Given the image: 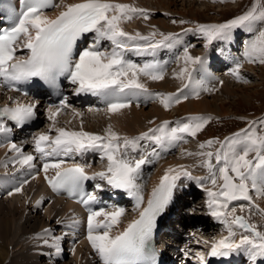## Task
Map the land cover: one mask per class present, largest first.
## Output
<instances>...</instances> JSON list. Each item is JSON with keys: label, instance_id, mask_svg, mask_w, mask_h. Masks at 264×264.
I'll return each instance as SVG.
<instances>
[{"label": "snow or ice", "instance_id": "6c2138e0", "mask_svg": "<svg viewBox=\"0 0 264 264\" xmlns=\"http://www.w3.org/2000/svg\"><path fill=\"white\" fill-rule=\"evenodd\" d=\"M19 4V11L11 5L6 9L11 26L4 28L0 25V87L20 91L19 85L35 78L48 85L60 99L54 110L52 107L49 109L48 130L31 138L36 155L26 154L12 141L7 147L16 154L12 162L21 168L33 170L35 161L39 159L42 162L40 171L44 172V179L52 192H67L70 197L78 198L77 203L83 205L87 212L86 239L100 264H158L150 241L157 227V218L172 202L177 182L182 178L195 180L203 188L207 195L208 215L223 225L227 232L219 239L203 242L209 245V249L206 254L195 253L196 264H210L211 258H227L240 253L247 255L250 264L264 261V231L259 230L249 216L237 214L238 210L244 213L247 208L249 213L254 210L264 217V209L254 203L251 195L255 191L257 196H264V187H261L264 184V119L250 121L247 128L223 140L209 139L200 143L199 152L182 153L199 157L197 167L206 169L207 175L193 176L182 164L170 166L145 202L137 180L144 165L152 163L153 158H160L156 149L167 151L180 142H187L186 136L195 138L212 117L193 115L175 122L165 120L135 137L121 136L111 124L104 129L103 135L85 131L82 119L79 130H71L58 126V117L71 106L69 96L62 92L61 81L71 86L73 96L98 98L105 107L95 111L108 115L119 114L134 102L139 107L141 98L145 103L159 101L168 110L173 104L181 103L182 99H188L190 94L198 97L200 90L212 91L202 80L195 78L197 71H203L204 58L191 55L190 46H183L182 54L176 57L182 66L172 73L174 79L182 82L181 87L174 93L152 92L141 78L149 81L165 79L167 62L156 60V54L161 49L181 45V36L179 33H159L160 38L156 39V31L147 36L125 31L122 27L124 23L139 17L149 19L146 9L116 0H80L77 3L19 0ZM53 8L63 10L54 18L49 17L46 12ZM258 22L264 23V6L256 0L243 14L220 24H198L194 31L203 37L207 49L214 41L231 39L235 29L250 30ZM88 35L92 36V42L81 48L80 42ZM105 41L110 43L109 48L103 47ZM23 50L27 51L26 57H18L16 53ZM128 52L153 59L137 64L127 59ZM244 57L248 63L264 64V29L249 45ZM240 67L237 63L230 72L237 80H243ZM39 104V100L29 103L15 101L12 107L5 105L0 108V133L12 131L5 121L12 122L16 128L35 121ZM73 111L76 116L82 117V113ZM173 123L175 126H172ZM141 141H148L156 147L138 159L130 158V152L137 151ZM213 145H218L214 151H204ZM89 152H98L100 159L107 161L103 170L89 173V165L73 162L71 166H64L66 161L61 159ZM49 169L54 171L53 175L48 174ZM97 180L134 200L138 216L120 231L116 229L121 225L125 209L119 206H111L112 210L96 208L94 205L100 203L97 193L103 190L102 185L96 183L95 190L91 192L85 189L86 181ZM25 183L26 180L22 181L8 195L21 192ZM241 201L247 202V205L239 203L234 206V202ZM56 223L60 225L63 222L57 220ZM78 223L74 220L73 226ZM49 232L50 229H44L38 238ZM60 240L61 237L53 235L51 244L48 240H44V244L53 247L59 255L62 251ZM71 251L75 252V248ZM181 251L185 257L189 256L188 249Z\"/></svg>", "mask_w": 264, "mask_h": 264}, {"label": "bare ground", "instance_id": "6f19581e", "mask_svg": "<svg viewBox=\"0 0 264 264\" xmlns=\"http://www.w3.org/2000/svg\"><path fill=\"white\" fill-rule=\"evenodd\" d=\"M80 1V0H79ZM119 1V3H137L140 7L145 8L142 1L143 0H117ZM256 1V0H255ZM154 5H159L164 7L165 4L167 5V7H171L173 6V4H175L174 1L172 0H155L154 1ZM228 2V0H227ZM185 4V2H183ZM255 3V2H254ZM187 4V3H186ZM194 3L191 2L188 3L189 7L191 6L190 9H188V11H190L191 13H193V15H197V11L193 10L192 12V5ZM204 4V3H203ZM215 8V7H213ZM251 8V6L248 8V10ZM148 9V8H145ZM150 9H153V7ZM209 7H204L203 10H205L206 12L209 10ZM216 10H219L218 8ZM220 10H225V9H220ZM247 10V11H248ZM153 13V12H152ZM151 13V16L153 15ZM143 20H140L139 22H134L131 25H128V29L125 26H122L124 28L125 31L131 32L133 33L134 30H139L140 27L144 28V32H142L143 34L149 32L147 30V28L144 26H142ZM150 23H155L161 26H165V24H163V21H159V23L155 22L154 20H150ZM220 23H224V22H215V24H220ZM162 30H165L164 28L161 27ZM263 29V25L261 24V26H257V24L253 25L252 28L250 30H245V34H244V38L240 39L242 42V59H243V63L247 62V60L244 57V53L245 51L248 49L249 45L252 43L251 40H255L256 36L258 35L259 31ZM157 33L159 35V31L157 30ZM251 36V37H250ZM159 37V36H157ZM201 42L198 41V44H200ZM227 43H230L229 41ZM223 44H226L225 42H223ZM178 48H182L179 47ZM214 48L216 49V52H220L219 53V58L222 59L221 62L225 63V64H229L230 63V69H232L233 67H235V64H231L232 60H234L232 57L225 59V55H224V50L221 49V42L218 43V46L215 45ZM177 50V48H176ZM170 54L168 52L167 49H164V52L166 53L167 57L169 60H174V56L176 55L175 51ZM183 52V49H181ZM178 52V50H177ZM200 51H196V50H192L190 51L191 55L193 56H198ZM182 54V53H181ZM180 54V55H181ZM170 65L168 66L167 70H166V76L164 80H161L159 82H154L152 83V86L154 90H159V91H164V92H176L178 88L181 87L182 82L180 80L174 79L172 76V73L174 71H178L179 67L182 66V62H177V60H175L174 65L171 64V62H169ZM258 63V62H256ZM263 68H264V64H262ZM246 72H252L254 70H258L256 69V67L252 66V65H248L246 68ZM208 70L210 71V74H212V76H215L217 78L216 81L214 82H208L207 84H204L206 87L212 88L214 86H216L217 84L222 82L226 83H221L222 85L219 87V90L222 93V96H233L236 94L237 91H241L242 89H244L243 87L249 85L247 83L244 84H237L235 83L234 78L231 76L230 74V70H228L227 68H223V69H217L216 65H211L210 68H208ZM220 70L223 71V73L221 75H224L223 78H221L215 71ZM219 76V77H218ZM196 80H198V78L195 76ZM199 81V80H198ZM213 81V80H212ZM235 83V84H234ZM252 84V83H250ZM233 85H236V88H233ZM249 87V86H248ZM247 88V87H245ZM240 93V92H239ZM191 95V94H190ZM243 95V94H241ZM192 96V95H191ZM207 96V95H206ZM235 96H238L237 94ZM244 96V95H243ZM188 101H184L183 99L181 100V103L176 104V108L175 110L169 115V113H165V110L161 109L160 106L156 105L155 103L150 104L152 110L149 114H143L146 113L144 112V109H130L128 110H123V112L121 114H119L118 116H112L110 117L111 121L110 124L120 133L121 136H123L124 134H135V133H139L141 131L144 130V127L147 125V123L151 120V119H155L157 118V122H163L165 120H169L173 115H178V116H183L186 114L189 115H226V111H224L222 105V103H220L218 105V108L216 107L215 109H212V105H217L216 103L219 102L218 98H213L212 101L208 100L205 96L202 95V90H200L199 92V96H192L190 98L187 99ZM157 102V101H154ZM142 113V114H141ZM141 114V115H140ZM141 118H144V123H142ZM92 125V124H91ZM93 126V125H92ZM90 126V130H95L96 131V126L94 125V127ZM190 147H192L191 145H189ZM170 161H166L164 162L162 165H159L153 178L155 181H157L159 179L160 176H162L164 174L163 169H167L170 166H176L179 165L180 163H183L181 161L178 160V158L172 159L169 158ZM180 159V158H179ZM9 204H4L3 201H0V264H7L6 262L9 261V263L11 264H39V263H35V259L33 256H30L29 254V245L26 247H24V245H22L21 243V239H17V236L21 233V235L23 236H27L28 234L35 232L36 230L42 228L43 226L47 225V222H45L44 219L40 220L39 218H36V216H25V221H23V224L18 227L19 231L16 232V236L10 241L9 240V235H10V231L11 226H10V221L9 218L12 217L16 214V215H20V209L19 207H16L15 205L17 204L16 200H11L8 201ZM13 203V205H12ZM7 211L6 216H2L1 215V211L3 210ZM7 216L9 217L7 220ZM21 217V216H19ZM14 218H17V216ZM27 218H29L30 220H27ZM11 219V218H10ZM12 223V222H11ZM15 225V224H14ZM13 226V225H12ZM39 226V228H38ZM15 227V226H14ZM15 230V229H14ZM12 237V236H11ZM10 237V238H11ZM20 238V237H19ZM10 245H12L11 250L15 249L14 251H10L8 250V248L10 247ZM26 248V250H25ZM20 251V252H19ZM15 253L11 256L12 253ZM17 252V255H16Z\"/></svg>", "mask_w": 264, "mask_h": 264}, {"label": "rangeland", "instance_id": "374dc122", "mask_svg": "<svg viewBox=\"0 0 264 264\" xmlns=\"http://www.w3.org/2000/svg\"><path fill=\"white\" fill-rule=\"evenodd\" d=\"M154 1L155 0H143L142 3H143V5H144L145 8H148L146 10H149V11H151V13L152 12L154 13V15H152L153 18H152L151 14H150L151 20H154L157 23H159V21H163V24L166 23L165 26H161V25H158V24H155V23H151L152 26H154L156 28V30H154V31L157 32V30H158L160 33H163L164 32V34H165L166 31H169L170 29H175L176 30V28L178 27V22L179 21H185L184 24H187V22H188V23H191L193 25H195V24L197 25L200 22L201 23H203V22H211V21H213V22H215V21L216 22H222L220 20L230 18L235 13L240 12L239 10H243V8L245 7V5L247 4V2H242L238 6L236 4H233L232 1H235V0H228V2L226 0L225 5H222L221 0H210V1L215 2L213 4L206 3V2H202V3L199 2L198 3L195 0H187V1H184V0H181V1L172 0V1L175 2V4H173V6L167 7V5L165 4V6L162 7V6H159V5L153 6L154 3H155ZM207 1L209 2V0H207ZM183 2H185V4ZM191 2L194 3L192 5V12H193V10H196L198 12L197 15H195V16L193 15V13H191L190 11H188V9L191 8V6L189 7L188 3L191 4ZM223 2H225V0H223ZM206 6L210 8L207 12L205 10H203V8L206 7ZM237 6H238V8H237ZM150 7L151 8L153 7V9H150ZM213 7H215V8H213ZM217 8L219 10H216ZM235 8H237V9H235ZM248 8L246 9V11L248 10ZM220 9H225V10H220ZM164 14L165 15L166 14H169L171 16V18L170 17L166 18L164 16ZM178 17H183V18H178ZM169 19L171 21L173 19H177L178 22L173 23V21H172L171 23H168L167 21ZM181 24L182 23H180L179 26ZM261 24L263 25V29H264V23H261L260 22V26H261ZM142 26H144V24ZM125 27L128 29V25H125ZM161 27L164 28L165 30H162ZM148 34H149V32L145 33V35H148ZM199 42H201V43L198 44L197 47H199L200 45H203L204 44V42L202 40H199ZM224 42L227 43L228 40H224ZM251 42H253V40H251ZM197 47L195 49H193V50L199 51V49H197ZM176 48L177 49H180L177 46V47H175L174 50H176ZM181 49H183V48H181ZM167 50H168V52L170 54H172L174 52L172 49L171 50L167 49ZM189 51H192V50H189ZM217 69H219V68H217ZM215 72L218 73V74H220L219 76L221 78L224 77V75H221L223 73V71L217 70ZM242 77H243V80H240V82H238L239 80H235V78L233 76V78L235 80V83H237V84H239V83H241V84H244V83L249 84V85L245 86L247 88L243 87L244 89H242V92L241 91H237L236 92V94L238 96H235L236 94L233 95V96H228V95L222 96V93L219 90L217 91V89L216 90H213V91H215L214 94L205 93L203 95V96H205L210 101H212L213 98H215V99L218 98L219 102L216 103L217 104L216 106L215 105H212L213 106L212 109H215L216 107L218 108V105L223 102L222 104H224V105H222V107H223L224 111L227 112L225 116H223V115L222 116L221 115H217V116H219L218 119H220V120L217 121V119H216L215 122L214 121L213 122L212 121H209V123H211V125H214V128L215 129L212 130L211 133H208V134H214L216 132H220L221 130H224V131H227L228 130L229 131L235 125L236 126H239V127H243L245 125L243 123L247 122V120L244 119V118H247V117H245L247 114H249L251 112L252 113H258V112H260L259 111L260 107L262 105H264V68L263 67H259L258 70H254V71L248 72V73L245 72V74ZM244 81H247V82H244ZM157 82H159V81H157ZM250 83H252V84H250ZM233 88H236V85H233ZM160 92H162V91H160ZM241 94H243L244 96L241 95ZM184 101H188V100L186 99ZM175 108H173L171 110V112H166L165 111V113H167V114L169 113V115H170L175 110ZM151 110H152V108L149 105L148 107L144 108V112H146V113H143V114H149L151 112ZM186 115H189V114H186ZM206 116H209V115H206ZM108 119H109V121H108L109 122L108 125H109L111 119H110V117ZM144 120H145L144 118H141V121H142L143 124H145L144 123ZM96 121H97V118L96 117H92L91 118V123H88V129L92 125H93L92 127H94V125H95L94 123ZM235 122H237V123H235ZM206 126H205V128L201 132H198V135H201L204 132V130L206 129ZM113 130L117 131L114 127H113ZM201 136H205V134H202ZM202 138H205V137H202ZM178 154H182V153L178 152ZM173 159H175V157ZM155 172H154V174H155ZM4 204H9V202H5ZM6 213H7V211H5V210L1 211V215L2 216H6V215L9 214V213L8 214H6ZM19 213H20V215H16V214L14 215L15 217L17 216V218H14V216L12 217V215H11V217H10L11 219H10L7 216V220H8V218H9V220H11L10 221L11 228L13 227L11 229L10 235H9V240L10 241L16 236L15 235L16 232L19 231L18 227H20L23 224V221H25V219H26L25 216H23V210L20 209V212ZM19 216H21V217H19ZM33 216H36V218H39L40 220L44 219L43 217H39L38 215H33ZM27 220H30V219L27 218ZM38 228H39V226H38ZM22 237H24V235L22 236L21 233H20L17 236V239L19 240ZM22 242H23V239H21V243ZM11 246L12 245H10V247L8 248V250L14 251L15 249H12L11 250V248H12ZM13 254H15V253L13 252L11 254V256ZM16 255H17V252H16ZM6 263L7 264H11V263H9V261L6 262ZM39 264H44V263H39ZM61 264H69V263L62 262Z\"/></svg>", "mask_w": 264, "mask_h": 264}]
</instances>
